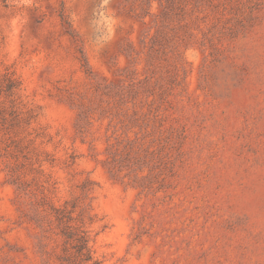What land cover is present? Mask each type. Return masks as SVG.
<instances>
[{"label":"rangeland","instance_id":"obj_1","mask_svg":"<svg viewBox=\"0 0 264 264\" xmlns=\"http://www.w3.org/2000/svg\"><path fill=\"white\" fill-rule=\"evenodd\" d=\"M180 2L0 0V264H264V0Z\"/></svg>","mask_w":264,"mask_h":264},{"label":"trees","instance_id":"obj_2","mask_svg":"<svg viewBox=\"0 0 264 264\" xmlns=\"http://www.w3.org/2000/svg\"><path fill=\"white\" fill-rule=\"evenodd\" d=\"M181 0H159L164 15H168L175 4L181 3ZM6 82L5 88L11 92L13 88H17L18 84L15 79L9 75H4ZM54 226L52 222L45 226L44 230L51 236L50 232H54V238L59 239L60 252L56 254L62 264H101V262L93 256L89 246V239L83 223L78 217L72 216V211L66 208H52Z\"/></svg>","mask_w":264,"mask_h":264}]
</instances>
